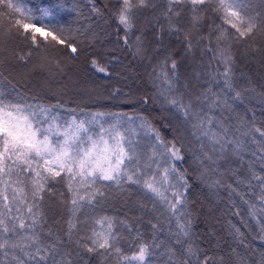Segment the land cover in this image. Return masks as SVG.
<instances>
[{"label": "snow or ice", "instance_id": "snow-or-ice-1", "mask_svg": "<svg viewBox=\"0 0 264 264\" xmlns=\"http://www.w3.org/2000/svg\"><path fill=\"white\" fill-rule=\"evenodd\" d=\"M88 2L93 14L115 19L123 44L152 66L149 76L156 94L142 96L140 102L162 101L190 125L200 141L201 165L207 161L205 171L221 177L215 184L244 201L258 229L253 238L264 241V110L261 116L251 108L237 110L253 93L264 105V90L250 80L249 86H239L235 70L237 51L264 54V0H101L102 8L96 0ZM60 7L34 9L23 0H0V69L8 65L10 75L13 65L29 71L61 69L59 56L79 59L82 47L56 20ZM45 19L50 23L36 27L34 22ZM13 38L27 48L9 47ZM89 63L96 72L110 75L99 59ZM184 63L191 65V77H182ZM189 79L198 87L190 86ZM63 107L29 98L0 70V264H88L83 254L97 257L100 264H157V249L167 257L164 264H224L223 257L213 258L193 239L186 195L191 185L177 167L184 156L175 142L165 144L147 116L138 114L140 123L133 126L127 113L66 118L58 111ZM105 116L112 121L102 123ZM141 132L154 137L147 150L138 139ZM229 176L235 186L227 182ZM58 184L65 186L67 198L56 191ZM125 185L138 186L157 213L155 223L148 221L150 240L127 220L105 215L89 222L79 216L106 196L103 189L126 191ZM53 196L67 208L63 235L48 224L44 211L46 197ZM138 206L141 211L147 207L143 201ZM242 227L250 225H231L239 244L247 239ZM122 240L130 251L121 247Z\"/></svg>", "mask_w": 264, "mask_h": 264}, {"label": "trees", "instance_id": "trees-1", "mask_svg": "<svg viewBox=\"0 0 264 264\" xmlns=\"http://www.w3.org/2000/svg\"><path fill=\"white\" fill-rule=\"evenodd\" d=\"M23 2L34 9L37 7H54L56 4L62 5L55 10L56 20L70 29L78 41V47H82L83 51L77 60L68 59L66 55L59 56L58 58L62 61V71L55 66L51 70L34 68L29 71L13 65L14 71L10 75L9 66L5 65L3 69H0L4 71V75L8 76L12 83L29 98L35 97L45 104H63L64 107L58 111L66 118L72 114L77 115L78 119H83L88 114L97 112L127 113L135 121L133 126H137L140 123L137 118L138 114L147 116L159 131L165 144L175 142L181 148L184 159L177 161L176 164L182 172H186L191 185L186 195L188 209L193 218L192 231L195 242L213 258L223 257L224 264H242V262L243 264H261L264 241L253 238L257 236L258 232L256 221L249 215L247 205L238 195L230 196L229 189L215 184V181L221 178L218 173L211 170L205 171L208 162L205 161L204 165L200 163L203 158L200 141L191 134L190 125L184 122L174 109L165 107L162 101L156 103L150 101L147 104L140 102V97L145 95L151 97L156 94V89L149 76L152 66L147 60L135 56L133 50L123 44V31L121 30L118 35L115 19L110 18L107 14L103 17L93 14L88 0H23ZM96 3L98 7L102 8L101 0H96ZM35 14L41 15L40 12ZM90 14L96 24L104 26L101 35L100 33L94 35L97 38V42L94 43L89 41V35L85 32V26L88 22L87 16ZM34 23L36 26L42 27L43 24H48L50 21L45 19ZM44 30L47 31L48 29ZM36 36L38 43L43 41V36L40 33H36ZM129 43H132L131 39ZM175 43L173 40V44ZM8 46L20 49L27 48V45L19 38L9 40ZM49 51L55 55L54 50L50 49ZM93 57L99 59L101 64H107L110 71L109 76L96 72L90 66L89 60ZM109 61L111 63H108ZM63 67L66 68L63 70ZM72 68L79 76L77 81L68 85V88L59 89L56 87L58 83H61V80L64 82L68 80ZM235 70L239 86H249L250 80L251 85L258 91L264 90L262 89L264 86V54L250 53L244 55L242 51H237ZM180 71L182 77H191L190 64H182ZM52 72L53 77L51 76ZM241 73L245 75L241 76ZM34 76L49 82L44 84V88L39 87L38 82L33 79ZM49 83L53 84L49 87ZM189 84L198 87L194 79H189ZM114 89H119V91L114 93ZM192 90L195 91V87ZM249 101H246L245 105L240 106L237 110L243 113L247 107L255 110L257 115L261 116L264 105L259 102L255 93L250 94ZM70 109H75V113H71ZM112 119L111 116H105L101 118V122H111ZM137 131L140 129L137 128ZM138 139H140L144 150L155 143L154 137H144L142 132ZM220 171L223 172L224 169L221 168ZM227 182L233 183L235 186L230 176L227 177ZM240 188L244 189V185H241ZM125 189L126 191H121L115 187L103 189L106 196L98 198L92 207L82 209L79 216L81 219L89 218V222L92 218L105 215L115 217L117 220H127L133 224L134 228L139 227L145 240H150L152 229L148 221L151 220L155 223L157 213L151 210V202L145 199L138 186L125 185ZM56 191L64 192L65 198H67L68 193L63 184L56 185ZM247 198L252 197L249 195ZM138 201H143L147 205L143 211L139 208ZM237 209L240 215L233 214ZM44 211L48 217V224L63 235L68 216L66 206L58 202L57 196L46 197ZM242 223L250 225V228H241L246 233L247 239L244 244H239L232 235L231 225L240 227ZM171 226L175 231V221L172 222ZM117 231L121 232L124 237H128L127 231L121 227L118 226ZM165 235L166 233H162L160 239H164ZM121 247L125 251H130L126 240L121 241ZM175 247L179 248L180 246L175 245ZM162 251L163 249L156 250L157 264H164L167 259L166 256L161 255ZM83 255L88 260V264H100L97 257L92 256L89 259V254Z\"/></svg>", "mask_w": 264, "mask_h": 264}, {"label": "rangeland", "instance_id": "rangeland-1", "mask_svg": "<svg viewBox=\"0 0 264 264\" xmlns=\"http://www.w3.org/2000/svg\"><path fill=\"white\" fill-rule=\"evenodd\" d=\"M89 14V13H88ZM92 16H91V14L90 15H88L87 16V18H88V22H87V24H86V26H85V32H87L88 33V37H89V41L90 42H97V38L94 36L95 34H99L100 33V35H101V32L103 31V29H104V26H99V24H96V22L94 21V20H92V18H91ZM98 25V26H97ZM36 27H38V26H36ZM66 67H63V70L65 69ZM73 70H70V72H69V77H68V80L66 81V82H64L63 80H61V83H58L57 85H56V87H59V89L60 88H63V87H69L68 85H71V84H73V82H75V81H77V79L79 78V76H78V74L77 73H75V70H74V68H72ZM60 71V70H59ZM62 71V70H61ZM55 72V71H54ZM49 73V72H48ZM51 73V72H50ZM61 73V72H60ZM55 74V73H54ZM62 74V73H61ZM60 75V74H59ZM52 77L54 76L53 75V72H52V75H51ZM58 76V75H57ZM33 79H35L37 82H38V84L37 85H39V87H42V88H44L45 86H44V84H46V83H48L49 81H43V80H45V79H42L41 77H36V76H34L33 77ZM53 83H49L48 84V86L50 87L51 85H52ZM54 87H55V85H53ZM54 87H52V89H54ZM85 90V89H84Z\"/></svg>", "mask_w": 264, "mask_h": 264}]
</instances>
